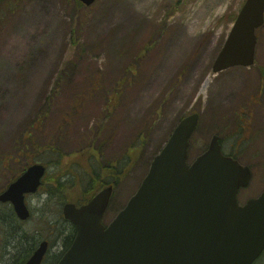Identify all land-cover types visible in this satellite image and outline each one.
I'll return each mask as SVG.
<instances>
[{
  "label": "rangeland",
  "instance_id": "374dc122",
  "mask_svg": "<svg viewBox=\"0 0 264 264\" xmlns=\"http://www.w3.org/2000/svg\"><path fill=\"white\" fill-rule=\"evenodd\" d=\"M244 1L0 0V192L27 165L46 166L38 190L25 194L26 220H8L11 206L0 202V264L19 263L43 239L42 264H56L71 229L61 209L87 198L88 166L99 183L118 176L107 224L194 111L187 161L216 133L222 151L252 170L239 202L264 189V25L254 65L212 71ZM184 29L191 39L182 50ZM57 178L70 188L50 193Z\"/></svg>",
  "mask_w": 264,
  "mask_h": 264
},
{
  "label": "water",
  "instance_id": "95a60500",
  "mask_svg": "<svg viewBox=\"0 0 264 264\" xmlns=\"http://www.w3.org/2000/svg\"><path fill=\"white\" fill-rule=\"evenodd\" d=\"M89 6L95 0H79ZM264 0H245L219 50L212 71L254 62L256 30ZM199 122L193 112L179 120L125 206L104 225L113 184L84 204L66 202L63 217L75 236L57 264H253L264 251V189L240 204L237 193L251 170L221 150L213 134L207 148L187 162L189 139ZM46 167L33 163L1 193L16 217L30 210L25 194L37 191ZM49 243L41 240L23 264H41Z\"/></svg>",
  "mask_w": 264,
  "mask_h": 264
},
{
  "label": "trees",
  "instance_id": "16d2710c",
  "mask_svg": "<svg viewBox=\"0 0 264 264\" xmlns=\"http://www.w3.org/2000/svg\"><path fill=\"white\" fill-rule=\"evenodd\" d=\"M74 2H75V4L79 7V8H81L82 7V4L79 2V1H77V0H74ZM2 14V11H1V9H0V15ZM43 116L44 115H42L41 116V118H43ZM64 124H62L61 126H63ZM219 140H220V138H219ZM31 143V144H30ZM220 143H221V140H220ZM29 144L31 145V147L32 148H34V149H32V150H34V151H38V150H36V146L37 145H35V143L33 142V137L32 138H30V142H29ZM26 148H28V146H25ZM38 147V146H37ZM57 149H58V147H56ZM23 154V153H22ZM229 155H231V156H233L234 158H237L238 159V157L235 155V153H233V152H231V153H229ZM57 158H58V156H57ZM85 158H87L86 156H85ZM88 159V158H87ZM239 160V159H238ZM57 163H59L60 161H58V159L57 160H55ZM240 161V160H239ZM90 166H88V171H89V173L87 172L86 174H88L90 177H89V181H88V184H87V186H86V188H87V191L85 190V195H86V197L87 198H84L83 200H71L72 202H75L76 204H80V203H84L85 201H87L89 198H90V196L96 191V190H98L99 188H101V187H103V185H105V184H107V183H109V182H102V183H99V175H98V173L95 171V169L93 168H90ZM91 170V171H90ZM117 177L118 176H115L114 177V179L116 178L117 179ZM113 179V180H114ZM99 186V187H98ZM96 187V188H95ZM70 187H66L65 186V183H63V182H61V181H59V179L57 178L56 180H55V183H54V188H50V193H54L55 192V190H57V191H63V190H65V189H69ZM94 189V192H91L92 190ZM62 201H64V200H62ZM66 202V201H65ZM64 202V203H65ZM5 214L7 215V217L9 218L8 220H12V221H17V218H16V216H15V214H14V212H13V209H12V207H10V208H8V210H6L5 211ZM71 225V224H70ZM3 226H5V225H3ZM70 232H69V234L67 235V237H66V239H65V250L69 247V245L71 244V242H72V240H73V237H74V234H75V231H74V227H73V225H71L70 226ZM5 232V231H4ZM12 237H18V235H14V234H9V236L7 237V240H10ZM10 242V241H9ZM35 242L36 241H33V243L32 244H30L27 248V250H26V253H25V256H23L22 258H21V260H20V262L19 263H17V264H23L25 261H26V259L30 256V254L33 252V250L35 249V247H36V245H35ZM64 250V251H65ZM63 251V252H64ZM63 252L61 253V255L63 254ZM60 258V257H59ZM262 261V263H258L259 261ZM258 261V262H257ZM254 264H264V252H263V254L259 257V259L257 260ZM260 261V262H261ZM15 262V261H14Z\"/></svg>",
  "mask_w": 264,
  "mask_h": 264
},
{
  "label": "bare ground",
  "instance_id": "6f19581e",
  "mask_svg": "<svg viewBox=\"0 0 264 264\" xmlns=\"http://www.w3.org/2000/svg\"><path fill=\"white\" fill-rule=\"evenodd\" d=\"M187 29L189 30V31H191L192 30V27H187ZM189 31H186L185 29H184V31L181 33V41H180V43H179V45H182L181 46V49L183 50L184 48H185V46H186V43L188 42L189 43V40L191 39L190 37V32ZM172 57V56H171ZM166 60H171L170 59V57H168V55L166 56V58H165V61ZM172 62H173V60H171ZM169 65H170V63L169 64H167V68H169ZM207 83V80L204 82V86H205V84Z\"/></svg>",
  "mask_w": 264,
  "mask_h": 264
}]
</instances>
